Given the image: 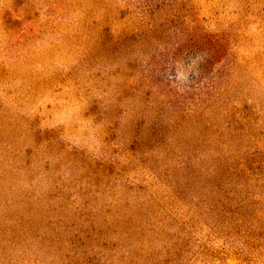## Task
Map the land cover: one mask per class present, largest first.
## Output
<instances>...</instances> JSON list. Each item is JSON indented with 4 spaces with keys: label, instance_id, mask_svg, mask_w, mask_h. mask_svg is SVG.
Returning <instances> with one entry per match:
<instances>
[{
    "label": "rangeland",
    "instance_id": "obj_1",
    "mask_svg": "<svg viewBox=\"0 0 264 264\" xmlns=\"http://www.w3.org/2000/svg\"><path fill=\"white\" fill-rule=\"evenodd\" d=\"M0 264H264V0H0Z\"/></svg>",
    "mask_w": 264,
    "mask_h": 264
}]
</instances>
